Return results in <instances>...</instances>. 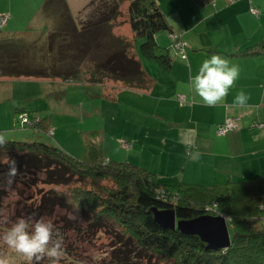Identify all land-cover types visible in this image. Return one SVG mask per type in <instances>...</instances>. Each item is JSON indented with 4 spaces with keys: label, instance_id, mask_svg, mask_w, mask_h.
<instances>
[{
    "label": "trees",
    "instance_id": "16d2710c",
    "mask_svg": "<svg viewBox=\"0 0 264 264\" xmlns=\"http://www.w3.org/2000/svg\"><path fill=\"white\" fill-rule=\"evenodd\" d=\"M121 1L92 0L75 18L65 0H46L43 11L56 16L45 36L28 41L0 36V77L73 81L87 73L92 82L112 78L127 85L144 84L146 72L134 54L133 41L113 30ZM128 12L132 38L142 40L141 53L167 64L171 56L156 35L171 27L157 1L130 0ZM259 52L255 47L246 53ZM47 118L41 117L38 129H48ZM94 136L86 135L82 157L39 140L7 139V147L0 149V165L16 161L12 186L31 189L38 199L32 205L38 218L51 220L63 236L59 264H264V228L257 224L264 211V174L212 187L162 185L144 167L106 161ZM40 184L53 187L43 189ZM7 195L0 185V202ZM154 208H174L178 220L223 215L232 244L207 249L198 235L159 223ZM97 245L101 252L90 254Z\"/></svg>",
    "mask_w": 264,
    "mask_h": 264
},
{
    "label": "crops",
    "instance_id": "0c3cea01",
    "mask_svg": "<svg viewBox=\"0 0 264 264\" xmlns=\"http://www.w3.org/2000/svg\"><path fill=\"white\" fill-rule=\"evenodd\" d=\"M1 1L0 25L2 15H7L4 25H9V20L14 19L15 0L5 8ZM45 1L40 4L39 12L43 11ZM156 1L171 27L157 33L156 39L168 49L171 60L162 64L144 56L140 51L142 41H135L133 51L146 72L144 84L127 85L112 78L85 83H78V79L59 81L64 87L69 83L59 100L69 95L70 87L81 90L74 105L75 115L81 121L88 118V129L80 135L86 152V135L94 132L92 140L101 147L106 161H127L144 167L167 186L186 183L212 187L263 175L264 126L260 127L259 123H264V49L260 48L264 40V0ZM173 33L186 43L185 50L177 46ZM255 47H259V53H246ZM214 54L240 68V76L225 102L232 104L234 96L244 90L250 96L246 107L229 110L222 105L206 106L188 86L190 75H195L203 61ZM13 79L15 76L1 77L0 87L6 89L4 85ZM84 87L88 92L83 93ZM180 96L186 101L181 102ZM230 117L237 120L238 127L219 135L218 126ZM181 129L196 130L191 149L180 143ZM190 152H199V158L192 159ZM263 219L262 212L257 220L260 227Z\"/></svg>",
    "mask_w": 264,
    "mask_h": 264
},
{
    "label": "rangeland",
    "instance_id": "374dc122",
    "mask_svg": "<svg viewBox=\"0 0 264 264\" xmlns=\"http://www.w3.org/2000/svg\"><path fill=\"white\" fill-rule=\"evenodd\" d=\"M91 1L65 0L75 18L80 16L78 15V11L84 10L83 8L87 7ZM11 2L12 0H2V8L11 6ZM42 2L43 0H15V3L12 4L14 6V19L11 18L12 20H9V25H4V28L0 29L4 30L0 33V36L15 35L22 38L20 40L23 41L35 39L40 35L45 36L51 28L53 17L56 15L55 12L52 13L49 10L47 12H39L38 9ZM129 2L130 0L121 1L120 15L117 21L114 22L113 30L115 34L132 40L134 50L135 40L132 38L133 34L129 22ZM28 17H31V20ZM7 30L12 31L9 32ZM39 44H41L40 41ZM134 54L136 53L134 52ZM85 67H88V65H85ZM14 76L15 79L4 85L6 89L0 87V133H6V139L21 141L39 140L48 144L58 145L73 156L78 157L83 155L86 152V146L80 135H82L81 132L83 130L88 129L89 122L88 118L81 121L75 115L77 107L74 105V100L81 96V90L70 87L69 95L64 100H59V94L69 87V83L65 87L59 84L61 78H59L60 80L55 78L36 79L37 77L31 76L30 78L32 79H22L16 77V75ZM87 80L90 81L89 74L85 73L80 74L77 81L78 83H85ZM82 89L83 93L85 91L88 92L86 87ZM91 91L95 92L94 89H91ZM26 107L29 109H27L28 112L30 111L29 115L31 118L38 116V119L41 120V117H49L47 118V120L49 119L47 121L49 122L47 130L52 128L55 133L54 136H49L47 130L44 129L23 126L22 113H28L27 111H23ZM59 137L62 141L59 140ZM120 160L125 159L121 158ZM7 167L6 165H0V185L8 191V195L2 198L0 202V258L7 259L9 264H28L20 254L10 249L4 243L3 236L21 217L25 219L31 218L33 223L35 220L40 219L37 212L32 209L38 203V199L35 200L32 190L25 185L12 186V181L9 183L8 178L4 175L7 172ZM39 187L49 189L53 186H43L40 184ZM64 188L66 187H61V189ZM55 189L59 190V186L55 187ZM44 219L46 220L45 217ZM261 224L264 227V219ZM98 248L99 245L93 246L91 250L89 249L90 254L101 252V249L99 250Z\"/></svg>",
    "mask_w": 264,
    "mask_h": 264
},
{
    "label": "clouds",
    "instance_id": "9594fccd",
    "mask_svg": "<svg viewBox=\"0 0 264 264\" xmlns=\"http://www.w3.org/2000/svg\"><path fill=\"white\" fill-rule=\"evenodd\" d=\"M191 73V68L189 67ZM240 76L238 65L230 64L227 58L214 54L203 61L195 75H190L189 87L206 106L222 105L226 109L234 107L244 108L248 105L250 96L240 90L233 98L232 104L226 103L229 90L233 88ZM232 130V122H228L226 131ZM195 129H181L180 143L191 149L194 146ZM8 140L6 133H0V149L6 148ZM192 159H198L200 153H189ZM18 173L16 161L8 163L4 175L9 183ZM4 243L16 253L20 254L28 264H59L64 255V240L59 229L55 228L51 220L41 217L33 223L31 218H19L3 236ZM0 264L9 261L0 258Z\"/></svg>",
    "mask_w": 264,
    "mask_h": 264
},
{
    "label": "water",
    "instance_id": "95a60500",
    "mask_svg": "<svg viewBox=\"0 0 264 264\" xmlns=\"http://www.w3.org/2000/svg\"><path fill=\"white\" fill-rule=\"evenodd\" d=\"M156 220L164 226L177 227L186 234L198 235L207 249L218 250L232 244L230 225L223 215L203 214L191 219H177L174 208H154Z\"/></svg>",
    "mask_w": 264,
    "mask_h": 264
},
{
    "label": "built area",
    "instance_id": "2783aa9c",
    "mask_svg": "<svg viewBox=\"0 0 264 264\" xmlns=\"http://www.w3.org/2000/svg\"><path fill=\"white\" fill-rule=\"evenodd\" d=\"M230 3L232 2H236L238 0H228ZM252 11L255 13V14H259V11L258 9H255L253 8ZM7 22V15H2L1 16V25L0 26H3L5 23ZM172 37L174 39V41L177 43V46L183 50L186 49V43L183 42L182 38L179 36V35H174V33L172 34ZM180 101L181 102H185L186 101V98L184 96H180ZM231 121L232 122V130L236 129L238 127V123H237V120L234 119V118H227L224 122H222L218 128H217V133L219 135H225L227 134L229 131H226V128L228 126V122ZM38 122H39V119L38 117H30L29 113H22V124L24 127H31V128H35V129H38ZM259 126L260 127H263L264 126V123H259ZM230 130V131H232ZM47 134L49 136H54V130L52 128H50L49 130H47ZM124 146H130L128 143H124Z\"/></svg>",
    "mask_w": 264,
    "mask_h": 264
}]
</instances>
